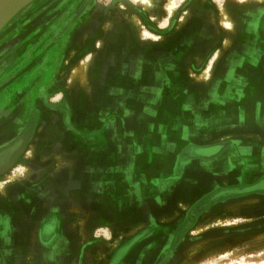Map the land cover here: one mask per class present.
I'll list each match as a JSON object with an SVG mask.
<instances>
[{"label":"crops","instance_id":"crops-1","mask_svg":"<svg viewBox=\"0 0 264 264\" xmlns=\"http://www.w3.org/2000/svg\"><path fill=\"white\" fill-rule=\"evenodd\" d=\"M176 1L167 22V73L157 68L163 48L140 43L127 24L115 23V36L104 39L105 49L98 47L102 24L97 23L98 35L82 44L77 39L75 47L68 42L62 55L71 56L77 46L79 61L89 56L87 63L93 65L83 77L68 73L70 81L65 83L56 73H37L31 81L35 85L27 84L28 77L25 86L15 85L11 77L0 86L7 94L0 96V174L11 173L19 157L34 158L21 177L0 191V264H28L31 254L34 264H68L67 248L58 242L59 223L71 215L72 204L81 206L85 214L116 223L148 221L167 206L172 208L174 200L167 202L172 189L166 183L167 171L183 148L180 141L188 144L186 134L181 137L170 130L183 122L182 117L189 119L177 94L188 92L182 86L190 72L186 67L199 63L201 67L193 71L203 73L205 56L210 51L213 56L226 37L237 41H231L225 57L213 63L209 89H189L195 95L189 101L193 114L189 120L196 127L193 147L223 138L228 145L206 160L197 156L183 162L175 184L179 200L190 205L211 192L227 190V198L218 199L211 208L225 210L229 220L264 214V193L257 188L264 182V0ZM222 12L233 18L235 35L221 31ZM186 13V22L179 24ZM41 81L48 93L60 92L63 101L54 106L55 118H46V109H39L35 129L21 144L28 126L26 95L33 86L40 88ZM203 125L207 128L198 130ZM41 159L62 162L52 167L50 176L51 167ZM244 199L263 203L238 202ZM46 219L58 224L48 234H37L33 247V234ZM133 253L121 264H143L140 259L133 261Z\"/></svg>","mask_w":264,"mask_h":264},{"label":"rangeland","instance_id":"rangeland-1","mask_svg":"<svg viewBox=\"0 0 264 264\" xmlns=\"http://www.w3.org/2000/svg\"><path fill=\"white\" fill-rule=\"evenodd\" d=\"M173 1L176 6V0H171L168 5ZM168 5L167 0H152L149 8H145L136 0H32L0 30V86L5 85L11 77H14L15 85L25 86L26 77H28V85H35L31 81L37 73H45L44 75L56 73V76L60 75V81L65 83L70 81L69 74L73 77H83L85 70L89 71L93 63L86 62L89 56L84 57L85 62L78 60V57L75 56L79 48L77 46L71 56H62L66 45L70 42L75 47L77 39L82 41L81 44L86 43L89 36L92 38L99 34L95 26L100 23L102 24L101 36L97 37V46L105 49L106 43L104 42L106 40L104 39L114 37L117 33L116 25L115 30L103 31V27L109 22H114L117 25L124 23L133 27L140 43L144 45L161 46L164 51L161 52L162 55L157 61V66L160 64L157 68L160 71L166 70L165 73H167V58L164 52L167 53ZM186 20L185 16V19L179 24H184ZM221 31L225 33L227 30L221 26ZM145 32L151 37H147ZM83 33H86L85 38H83ZM207 33L211 35L213 32L208 31ZM99 39L102 40L101 45L98 44ZM234 40L237 41L233 36L232 43ZM227 51L228 47L222 56L213 61L215 54L213 53L212 56L210 51L209 55L204 58L203 73L208 70L209 66L212 71L213 63L219 58L223 59ZM40 61L42 64L40 63L37 67V63ZM211 61L212 63H210ZM200 67L201 64L196 62L186 67L190 72L186 74L185 83L182 86L188 92L177 94L178 98H181L179 107L182 112L187 111L189 119L193 117L189 101L195 96L189 93V89L202 86L208 90L212 82L211 71L209 77L197 79L203 73L197 74L193 70ZM42 83L43 81L40 83V88L36 85L37 87L33 86L32 89H29L26 95L28 126L24 133H32L33 128L35 129L34 123L35 118L39 117V109H46L48 115L46 118H55L54 106L63 101L59 98L60 92L48 93L46 85ZM179 85L181 84L178 83L176 86ZM3 91V89L0 90V93L2 92L1 99L5 95L7 96V94H3ZM66 95L64 94V96ZM184 106L187 107V110L183 108ZM189 119L185 120L184 117L181 119V121L187 122V129L182 125L183 122H180L176 129L174 127L170 129L171 132L175 131L181 137L185 134L188 136L187 146H185V141H180L179 144L183 145V148L177 151L179 152L176 153L178 156L172 158L171 169L169 168V172L167 171L166 183L172 186L171 193L167 195V202L174 200L172 208L169 210L167 206V210L155 218L151 215L150 220L143 221L146 222V226L142 228L140 221L137 220L121 223L106 222L101 220L98 215H89V211L88 214H85L83 209L74 210L72 206L69 207L68 212L71 215L67 216V220L59 223L64 232L60 230L58 241L62 242V247L67 248L68 264L73 261L75 264H121L132 252H134L132 258L135 259L133 261L140 259L143 264H228L229 262L235 264L242 260L264 264V214L250 218V220L235 219L234 221L227 219L225 210L218 208L213 210L211 207L214 202L229 195L227 190L211 192L192 205L179 200V189L176 188L175 183L178 182L181 175L182 163L197 156L206 160L228 145L227 138H223L220 142L209 140L210 144L207 143L208 145L202 148L193 147L191 145L193 144L192 137H195L196 127L195 121ZM167 126L168 132L171 125L167 124ZM197 128L203 131L207 127L203 125ZM48 129L49 126L44 127V133L48 132ZM185 129L187 133H185ZM167 136L169 137L168 134ZM178 139L179 136L177 141H179ZM16 146L19 147V144ZM33 159L19 157L16 159L15 167L11 169V173L0 174V191L8 182L14 181L16 177H21L27 170L25 166H29ZM40 162L51 167L48 171L50 176L53 173L52 167L61 165L57 159H41ZM21 173L23 174L21 175ZM262 187L264 185H257L258 189ZM230 194H233V190H230ZM252 201L253 203L249 205L255 206L263 203L259 199ZM234 214L235 209H232L230 216L233 217ZM141 216L145 217L143 213ZM57 224L58 222L54 221V225L57 226ZM127 226L132 229L131 235L122 238V234L119 232ZM36 233L33 234V247L36 243L34 242ZM168 233L170 236L167 235ZM33 259V254L29 255L28 264H34Z\"/></svg>","mask_w":264,"mask_h":264},{"label":"bare ground","instance_id":"bare-ground-1","mask_svg":"<svg viewBox=\"0 0 264 264\" xmlns=\"http://www.w3.org/2000/svg\"><path fill=\"white\" fill-rule=\"evenodd\" d=\"M136 1H138L140 4H142L145 8H149L150 6H151V3H152V0H136ZM201 1V0H200ZM238 2H245V1H247V0H237ZM30 3V2H29ZM28 3V4H29ZM28 4H26V5H28ZM25 5V6H26ZM25 6H23L22 8H24ZM121 6V5H120ZM174 6H175V3H174V1L173 2H171V4L168 6V8H167V19H166V22H168L169 21V19H170V17H171V15H173V12H174ZM119 7V6H118ZM21 8V9H22ZM20 9V10H21ZM19 10V11H20ZM19 11H17V13L19 12ZM187 15V13L182 17V18H180V22H182L184 19H185V16ZM166 18V17H165ZM8 22V21H7ZM220 24H221V26L224 28V29H226L227 31H229L231 34H235V30H234V27H233V19L231 18V17H229V16H227L224 12H222L221 14H220ZM163 25V24H162ZM165 25V24H164ZM137 26V25H136ZM4 27V26H3ZM2 27V28H3ZM163 27V26H162ZM103 31H106V32H108V31H112V30H115V25H114V23L113 22H109V23H107L106 25H105V27H103ZM145 35L147 36V37H151V35L150 34H148L147 32H145ZM86 37V33H83V38H85ZM154 38V37H153ZM99 42H98V44L99 45H101L102 43V40L101 39H99L98 40ZM230 43H231V38H226L225 40H224V42H223V46L220 48V49H218L217 51H216V53H214L215 55H214V57H213V59H212V61L214 60V59H216V58H218V57H220V56H222L225 52H226V50H227V47H229L230 46ZM99 47H101V46H99ZM85 60L86 59H83V62H85ZM212 61L210 62V63H212ZM87 62V61H86ZM82 63V62H81ZM80 65V64H79ZM86 65V64H85ZM84 65V66H85ZM81 67V66H80ZM80 67H78V68H80ZM77 68V69H78ZM81 69V68H80ZM79 70V69H78ZM210 71H211V67L209 66L208 67V70H206L202 75H201V77H198L197 79H201V78H206V77H209L210 76ZM75 72V71H74ZM196 79V80H197ZM62 161H60V163H61ZM31 173H28L27 174V176H26V179L27 180H29L30 178H31ZM253 199H244V201L243 200H239L238 202H243L242 204H245V205H248V204H250V203H253V201H252ZM258 201V200H257ZM254 203H255V201H254ZM81 207V206H80ZM77 204H72V209H74V210H77V209H80L81 210V208H80ZM237 208V207H236ZM145 218V217H144ZM140 223V226H142V228L143 227H145L146 226V222H143V221H140L139 222ZM131 232H132V229L129 227V226H127V227H125L124 229H122V231H120L119 233L120 234H122V238H124V237H127V236H130L131 235ZM30 237V236H29ZM121 237V236H120ZM127 239H129V238H127ZM110 246V245H109ZM109 246H108V248H109ZM74 247V246H73ZM27 250V249H26ZM71 264H75V262L73 261ZM207 264H211V263H207ZM228 264H234L233 262H229ZM235 264H256V263H253V262H245V261H240L239 263H235ZM257 264H263V263H257Z\"/></svg>","mask_w":264,"mask_h":264},{"label":"water","instance_id":"water-1","mask_svg":"<svg viewBox=\"0 0 264 264\" xmlns=\"http://www.w3.org/2000/svg\"><path fill=\"white\" fill-rule=\"evenodd\" d=\"M32 0H0V30L23 6Z\"/></svg>","mask_w":264,"mask_h":264},{"label":"flooded vegetation","instance_id":"flooded-vegetation-1","mask_svg":"<svg viewBox=\"0 0 264 264\" xmlns=\"http://www.w3.org/2000/svg\"><path fill=\"white\" fill-rule=\"evenodd\" d=\"M113 23H114V22H113ZM114 25H116V24L114 23ZM116 27H117V26H116ZM24 134H25V135H24ZM26 134H27V133H23V136H22L21 139H20V143H21V144H23V142L25 141V139H26ZM20 143H18V144H20ZM15 146H16V145H15ZM16 148H18V146H16ZM11 165H13V163H11ZM262 185H264V183H263ZM259 190H262L261 192L264 193V187L259 188ZM53 226L55 227L54 222L51 221L50 219H46V220L42 223L41 227L38 229V231H37L36 234H38L39 237L42 236L43 233H46V232H47V234H48V233L51 232V227H53ZM39 245H40V244H39Z\"/></svg>","mask_w":264,"mask_h":264}]
</instances>
